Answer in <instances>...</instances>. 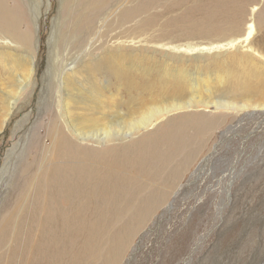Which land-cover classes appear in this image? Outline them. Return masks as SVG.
<instances>
[{"label": "bare ground", "instance_id": "obj_1", "mask_svg": "<svg viewBox=\"0 0 264 264\" xmlns=\"http://www.w3.org/2000/svg\"><path fill=\"white\" fill-rule=\"evenodd\" d=\"M60 1L59 20L52 35L55 45L46 66V90L41 99L46 120L29 129L25 148L15 156L11 178L0 196V264H62L64 254L57 247L60 222H66L67 229L78 220L103 218L126 222L113 248L115 256L107 262L114 264L161 208L172 207L176 183L205 149L214 130L228 120L222 114L205 116L198 112L169 115L161 121L156 115L176 110L189 112L198 103L217 110L246 111L249 115L264 110V86L258 90L250 80L261 66L246 62V58H240L236 67H220L214 77L205 73L215 80L211 84L200 73L193 76L185 69L174 72L164 67L156 72L155 55L142 57L110 50L114 46H132L138 38L135 35L127 39L129 36L122 30L117 35L110 32L124 28L128 22H135L131 31L137 34L163 26L155 15L158 9L181 7L184 0ZM202 1L187 5L188 9L203 12V16L179 37L209 31L216 35L220 31L214 25L218 22L216 16L232 17L234 7L245 14L250 2L215 0L216 4L207 5ZM258 18L264 23V6ZM25 21L34 25L26 0H15L14 4L0 0V62L14 73L4 82L8 90L0 83V133L12 116L11 100L15 101L30 84L35 72V57L11 51L12 46L32 50L34 34L23 28ZM164 23L171 25L169 21ZM194 23L200 31L195 30ZM240 24L241 20L232 21L233 32H238ZM253 30L251 24L246 42ZM153 35L155 39L169 36ZM96 46L107 53L94 57ZM223 47L204 46L189 51L207 55ZM71 49L76 54L68 56ZM80 49L82 54L78 53ZM169 63L166 61V66ZM141 79L159 90L141 92ZM231 90L244 95L227 94ZM257 91L262 98L254 99ZM185 92L193 95L185 96ZM148 93L150 96H145ZM141 130L144 131L134 136ZM110 137H116V143L104 145L102 142ZM201 170L195 169L191 177ZM5 178L0 175V182Z\"/></svg>", "mask_w": 264, "mask_h": 264}, {"label": "rangeland", "instance_id": "obj_2", "mask_svg": "<svg viewBox=\"0 0 264 264\" xmlns=\"http://www.w3.org/2000/svg\"><path fill=\"white\" fill-rule=\"evenodd\" d=\"M184 1L186 7H172L167 11L158 9L159 13L155 15L159 23L163 22V26L140 30L137 34L136 31H131V27H136L135 22H128L124 28L110 32V35H117L122 30L129 36L127 39L138 35L135 39L137 42L132 46H114L110 50L134 53L142 57H146V54L155 55L156 72L160 73V68L164 67L174 72L185 69L193 76L200 73L202 79H209L205 73L214 77L220 67H236L240 58H246V62L261 66L257 75L252 74L250 80L258 90H263L264 23L259 20L258 14L264 6V0H250L245 14L234 7L232 17L226 14L216 16L218 22L214 25L220 30L216 35L209 31L182 38L178 34L191 30L189 25L195 20H201L203 16V12L196 11L197 8L188 9L191 4L196 5L202 0ZM14 2L15 0H9L10 4ZM202 2L207 5L216 4L215 0ZM60 3V0H26L34 25L31 27L29 21H25L23 28L33 31L34 44L30 52L20 47H11L14 53L31 54L36 63L30 84L17 95L15 101L11 100L12 116L0 133V175L6 177L0 182V196L4 192L5 182L11 178L9 174L15 156L25 148L29 129L35 123L46 120L41 99L46 90V66L55 45L52 35L56 32L54 26L59 20ZM177 17L183 20L180 21ZM188 19L194 21L190 22ZM237 19L241 20V24L237 26L238 32H233L232 21ZM166 21L171 25L165 24ZM251 24L254 25V30L246 42ZM194 28L200 31L198 26L195 25ZM163 33L169 36L162 39L151 37L152 34L160 36ZM231 42L234 46L229 44ZM216 45L224 47L212 49L207 55L189 51L190 48ZM81 50L78 53L82 54ZM94 51V57L107 53L98 50L97 46ZM75 54L76 51L72 49L67 52L68 56ZM166 61L170 62L167 66ZM13 77L12 70L5 68L0 62L2 87L6 85L4 82ZM209 80L211 84L215 82ZM139 81L141 85L138 88L141 92L143 89L159 90L145 79ZM258 92L260 91H257L254 99L262 98ZM227 94L244 95L242 91L233 90L227 91ZM184 95L190 97L193 93L185 92ZM196 106L189 112L176 110L167 115L158 114L155 118L161 121L169 118V115L198 112L205 116L222 114L228 120L214 130L205 149L176 183L178 190L172 207L161 208L156 220L153 219L142 227L114 264H264V110H256L249 115L246 111L237 113L230 108L217 110L201 103ZM222 132L225 133L221 134ZM115 139L116 137H110L102 143L115 144ZM197 168L202 170L191 177ZM60 223L61 234L57 247L64 254L62 264H107L115 256L114 245L126 225L125 220L108 218L100 221L78 220L73 227L67 229L64 228L66 222Z\"/></svg>", "mask_w": 264, "mask_h": 264}]
</instances>
